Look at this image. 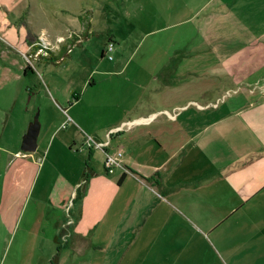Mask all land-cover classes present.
I'll list each match as a JSON object with an SVG mask.
<instances>
[{
    "label": "rangeland",
    "instance_id": "obj_1",
    "mask_svg": "<svg viewBox=\"0 0 264 264\" xmlns=\"http://www.w3.org/2000/svg\"><path fill=\"white\" fill-rule=\"evenodd\" d=\"M203 3L0 0V264H50L56 253L57 264H134L145 251L146 245L136 239L138 227L123 231L129 220L139 224V213L129 205L133 195L128 184L113 180L117 168L103 170L105 156L99 148L87 162L99 172L94 181L102 193L95 199L89 192L82 200L79 233L86 242L79 254L60 236L82 188L77 197L74 187L64 209H48L49 192L65 190V178L81 183L87 156L79 141H108L109 154L117 147L124 152L131 127L128 109L141 100L153 75L139 64L169 53L156 49L157 42L186 41L182 31L187 28L197 36L193 22H174ZM109 42L114 48L106 52ZM139 43L150 46L138 49ZM34 122L39 125L37 147L26 152L33 157L12 161L9 151L21 148ZM235 220L228 217L207 237L180 224L176 248L157 245L163 251L159 264H264V242L251 239L249 229L243 230L248 236H236ZM108 252L110 258L105 257Z\"/></svg>",
    "mask_w": 264,
    "mask_h": 264
},
{
    "label": "crops",
    "instance_id": "obj_2",
    "mask_svg": "<svg viewBox=\"0 0 264 264\" xmlns=\"http://www.w3.org/2000/svg\"><path fill=\"white\" fill-rule=\"evenodd\" d=\"M182 21L193 22L198 35L187 28L186 41L157 42L156 49L169 53L139 64L153 75L141 100L128 109L123 169L113 179L117 184L124 174L119 186L128 184L129 205L139 213V224L132 219L123 225L124 233L138 227L136 239L146 245L134 264H159L163 251L157 245L176 248L180 224L207 237L232 215L236 236L264 242V0H204L174 24ZM78 145L91 163L96 147L86 140ZM20 149L8 157H33ZM89 163L91 174L60 236L78 254L86 242L79 233L82 200L89 192L95 199L102 193L94 181L99 172ZM64 184L65 190L49 192V210L64 209L80 182L65 178Z\"/></svg>",
    "mask_w": 264,
    "mask_h": 264
},
{
    "label": "built area",
    "instance_id": "obj_3",
    "mask_svg": "<svg viewBox=\"0 0 264 264\" xmlns=\"http://www.w3.org/2000/svg\"><path fill=\"white\" fill-rule=\"evenodd\" d=\"M106 47H107L106 52H110L113 50L114 45L112 42H109L106 45ZM109 58H111V57L109 56ZM129 126H131V123H128V127ZM90 141H92V140L90 139ZM87 145L88 146H95L96 148L103 149L108 145V142L96 143L95 141H92V144H91L87 141ZM103 153L105 156L104 161H103V166H104V169L107 173H112L114 171V168L123 169V165H122V161H121V157H122V151L121 150H117L113 154H109L107 151L104 150ZM123 171L124 170H122V172Z\"/></svg>",
    "mask_w": 264,
    "mask_h": 264
},
{
    "label": "water",
    "instance_id": "obj_4",
    "mask_svg": "<svg viewBox=\"0 0 264 264\" xmlns=\"http://www.w3.org/2000/svg\"><path fill=\"white\" fill-rule=\"evenodd\" d=\"M39 125L34 122L28 126V129L23 136L21 143V150L24 152H33L36 150L37 136H38Z\"/></svg>",
    "mask_w": 264,
    "mask_h": 264
},
{
    "label": "trees",
    "instance_id": "obj_5",
    "mask_svg": "<svg viewBox=\"0 0 264 264\" xmlns=\"http://www.w3.org/2000/svg\"><path fill=\"white\" fill-rule=\"evenodd\" d=\"M88 12H89V11H88ZM78 17H79V19L81 20V19H82V14L79 15ZM87 34H88V33H87ZM76 98H77V96L74 95V99H76ZM129 170H130L132 173H135V172L132 171L131 169H129ZM89 174H91V171H90V169H89V167H88V162H87V160H86V161H85V164H84V169H83V172H82L81 183H80V184L78 185V187H77V193H76V196H77V197H78V191H79L80 187H81L82 185L85 184V182H86L87 179H88ZM123 176H124V174H122L121 177L118 179V181H117V185L120 184V182H121ZM146 180L149 181L150 179L148 178V179H146ZM55 241H56V239H55ZM57 263H58V256H57V253H56V254L51 258V260H50V264H57Z\"/></svg>",
    "mask_w": 264,
    "mask_h": 264
}]
</instances>
